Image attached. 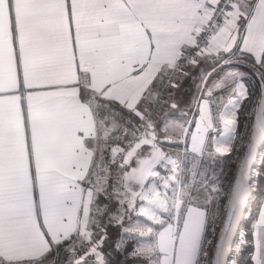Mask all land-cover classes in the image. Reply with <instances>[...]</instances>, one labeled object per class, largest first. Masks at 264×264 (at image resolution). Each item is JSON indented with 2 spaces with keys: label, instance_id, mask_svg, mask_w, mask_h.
Wrapping results in <instances>:
<instances>
[{
  "label": "snow or ice",
  "instance_id": "1",
  "mask_svg": "<svg viewBox=\"0 0 264 264\" xmlns=\"http://www.w3.org/2000/svg\"><path fill=\"white\" fill-rule=\"evenodd\" d=\"M0 264H264V0H0Z\"/></svg>",
  "mask_w": 264,
  "mask_h": 264
}]
</instances>
